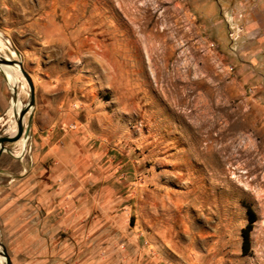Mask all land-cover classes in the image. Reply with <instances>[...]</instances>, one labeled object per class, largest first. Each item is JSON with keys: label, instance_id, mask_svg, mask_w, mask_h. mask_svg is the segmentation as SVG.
Instances as JSON below:
<instances>
[{"label": "rangeland", "instance_id": "1", "mask_svg": "<svg viewBox=\"0 0 264 264\" xmlns=\"http://www.w3.org/2000/svg\"><path fill=\"white\" fill-rule=\"evenodd\" d=\"M0 37L35 87L0 241L17 219L68 247L47 264H264V0H0ZM12 96L0 70V134Z\"/></svg>", "mask_w": 264, "mask_h": 264}, {"label": "crops", "instance_id": "2", "mask_svg": "<svg viewBox=\"0 0 264 264\" xmlns=\"http://www.w3.org/2000/svg\"><path fill=\"white\" fill-rule=\"evenodd\" d=\"M5 75L10 88L6 72ZM2 234L4 237L2 242L9 249L10 253H8L13 264H47L45 258L48 252H51L50 257H52L50 259L54 257L69 259L67 257L70 254L68 247L64 246L58 251L59 253H55L54 247L52 245L48 246V241L39 235L37 222L17 219L8 220L4 223Z\"/></svg>", "mask_w": 264, "mask_h": 264}, {"label": "water", "instance_id": "3", "mask_svg": "<svg viewBox=\"0 0 264 264\" xmlns=\"http://www.w3.org/2000/svg\"><path fill=\"white\" fill-rule=\"evenodd\" d=\"M12 64H18L19 65L22 74L24 75L25 79L27 80V83H28L29 88H30V100H29V103L27 104V106L21 111V113L18 116L17 132L14 135L0 134V156L2 155V153L4 151H8V149L6 147V143L17 141L23 135L26 137V139L28 138L30 126L32 123L31 112L29 111L30 112L29 118H28V121L26 123H24V117H25V114L28 112V110L32 109V107L35 103L34 83H33V80H32V77L30 76V74L24 69L21 60L11 59L10 57H5L3 55H0V70L3 72L6 80H7V77L5 75L3 66H8V65H12ZM0 255H2L5 258V264H13L11 257L7 251V248L2 241H0Z\"/></svg>", "mask_w": 264, "mask_h": 264}, {"label": "bare ground", "instance_id": "4", "mask_svg": "<svg viewBox=\"0 0 264 264\" xmlns=\"http://www.w3.org/2000/svg\"><path fill=\"white\" fill-rule=\"evenodd\" d=\"M1 38V37H0ZM12 54H14V52L12 51ZM8 66H14V67H11L10 69H8L7 70V75H8V78H9V83H10V88H11V91H12V94H13V96H12V102L13 103H11V107H10V109L7 111V113H8V115L10 116V117H12V116H16V123H17V121H18V116H19V114H20V110H21V108H22V104L20 103V101H19V99H17L16 100V90H15V88H14V85H15V81L17 80V75H18V72H17V67L20 69V67H19V65L18 64H12V65H8ZM15 66H17V67H15ZM7 67V66H6ZM21 71V70H20ZM22 73V72H21ZM24 82V85H23V87H26V83H25V81H23ZM24 123H26V119H25V117H24ZM18 124V123H17ZM18 128V127H17ZM13 131V133H10V134H7V135H14L16 132H17V130H16V128H14V130H12ZM225 151H226V149H225ZM224 152V151H223ZM262 191V190H261ZM0 263L1 264H5V258H4V263L2 262V260H1V256H0Z\"/></svg>", "mask_w": 264, "mask_h": 264}, {"label": "trees", "instance_id": "5", "mask_svg": "<svg viewBox=\"0 0 264 264\" xmlns=\"http://www.w3.org/2000/svg\"><path fill=\"white\" fill-rule=\"evenodd\" d=\"M249 220L246 225V227L243 229V251H247V249L250 246V230L252 229V223L254 221V218L252 217V211L249 208Z\"/></svg>", "mask_w": 264, "mask_h": 264}]
</instances>
